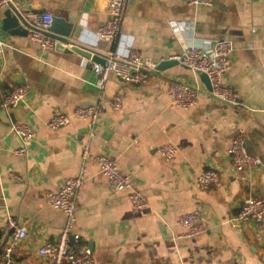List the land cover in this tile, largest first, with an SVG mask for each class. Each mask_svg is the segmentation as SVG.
<instances>
[{"label":"crops","instance_id":"1","mask_svg":"<svg viewBox=\"0 0 264 264\" xmlns=\"http://www.w3.org/2000/svg\"><path fill=\"white\" fill-rule=\"evenodd\" d=\"M189 1L131 0L123 33L143 57L156 62L179 54L183 43L209 48L218 39L228 40L230 68L223 82L234 90L238 104L211 97L199 75L180 63L152 72L143 84L111 78L101 91L90 58L55 47L42 51L28 31L22 35L0 28V97L15 85L28 87L24 100L6 119L0 117V239L9 237L4 230L8 214L26 228L13 253L15 264H49L38 249L57 239L64 215L46 203L45 194L78 173L89 132L84 119L73 118L59 129L46 127L45 121L80 104L108 101L113 93L121 94L122 108L107 106L98 116L90 149L113 157L148 205L133 207L127 192L114 191L88 160L76 230L92 248L95 264H264V226L253 219L235 220L247 195L264 196V0ZM105 5L106 0H14V9L25 17L49 11L73 23V31L80 24V36L70 41L84 38L96 51L108 47L91 40L108 17ZM171 80L199 88L189 109L170 104ZM11 118L35 129L26 156L14 153L20 140L9 131ZM233 123L244 129L245 149L261 159L260 166L237 172L231 165L227 150ZM165 142L176 147L168 160L157 151ZM204 168L219 174L208 189L196 183ZM11 172L22 180L9 178ZM191 209L199 210L205 231L178 238L184 228L174 223Z\"/></svg>","mask_w":264,"mask_h":264},{"label":"built area","instance_id":"2","mask_svg":"<svg viewBox=\"0 0 264 264\" xmlns=\"http://www.w3.org/2000/svg\"><path fill=\"white\" fill-rule=\"evenodd\" d=\"M130 3L131 0H106L105 8L108 17L92 34V42L101 41L108 45L107 49L97 51L103 56L104 63L91 62V68L96 74L95 85L101 91L106 90V84L111 78L125 83L143 84L152 72L157 71V66L160 63L143 57L133 46L132 37L123 33ZM199 3L210 4L211 0L189 1V4ZM5 8L14 10V0H0V11ZM20 16L29 38L35 41L42 51L54 49L59 41L50 33V25L57 16L49 11L33 14L29 16L31 19L21 14ZM182 27L183 23L174 27L176 35H179ZM83 39L77 38L70 41L69 38L70 43L62 44H69V48L71 45L94 48L91 45H86L82 41ZM3 51L4 42L0 37V56ZM230 52L231 44L225 39L214 41L209 48L194 43H183L181 52L173 55L170 59L177 60L196 75L205 73L210 82V89L207 91L211 97L231 104H238L234 90L223 82V75L230 68ZM27 92L28 87L25 84L15 85L0 97V109L8 115L12 108L24 100ZM167 93L171 105L189 109L197 101L199 88L188 82L171 80L167 84ZM107 106L121 110V94L113 93L108 101L80 104L69 112L54 113L45 121V126L51 129H59L73 118L84 119L89 125L87 140L81 147V166L78 173L63 179L55 191H48L45 194L46 203L60 209L64 215V224L57 239L54 242L43 244L38 249V253L46 257L49 264H95L92 248L76 230V208L79 194L86 181V165L89 159L96 163L99 172L105 176L114 191L127 192L133 207L144 209L148 205L145 194L133 186L132 178L120 170L113 157L92 153L90 149V139L94 134L95 123ZM231 128L233 135L227 152L233 168L237 172H241L260 166L261 159L248 154L245 149L244 129L236 123L231 124ZM9 131L20 140V145L14 149V153L26 156L35 136V129L24 122L10 121ZM157 151L168 160L176 153V147L171 142H165L157 147ZM8 177L15 181L22 180L20 175L12 172L8 173ZM218 178L219 174L215 169L204 168L196 176V183L199 188L208 189ZM249 219L264 226V196L250 193L241 202L235 217L236 223ZM174 224L184 228V232L180 233L178 238L196 237L205 231L198 209L182 213ZM4 230L9 237L3 242L0 239L1 262L2 264H15L13 253L19 242L26 236V228L16 217L8 214Z\"/></svg>","mask_w":264,"mask_h":264},{"label":"water","instance_id":"3","mask_svg":"<svg viewBox=\"0 0 264 264\" xmlns=\"http://www.w3.org/2000/svg\"><path fill=\"white\" fill-rule=\"evenodd\" d=\"M0 28L3 31H7L9 33H15V34H26L27 29L23 23V20L20 16V13L17 10H12L11 8H6L3 11V17L0 18ZM73 23L68 22L64 20L63 18H55L53 22L50 25V30L55 32L56 35H54L58 39V43L55 45V49L62 51L64 53H69L71 51H74L81 56L85 58H90L93 62H97L100 64L104 63L103 56L90 48H84L77 45H71L70 49L65 48L62 43L69 42V38L71 36L79 37L81 33V25L78 24L75 27V30H72ZM179 62L175 59H166L160 61V63L157 66V70H164L167 67H170L172 65L178 64ZM156 72V71H155ZM200 80L205 85V87L209 90L210 89V82L208 80V77L205 73H200L199 75ZM0 117L2 119H6L8 115L0 109ZM11 121H14L11 118ZM163 230H166L165 228Z\"/></svg>","mask_w":264,"mask_h":264}]
</instances>
